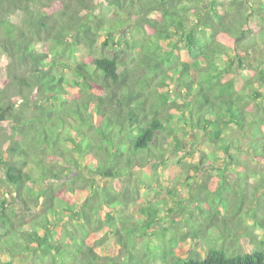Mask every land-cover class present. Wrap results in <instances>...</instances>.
<instances>
[{
    "label": "trees",
    "instance_id": "1",
    "mask_svg": "<svg viewBox=\"0 0 264 264\" xmlns=\"http://www.w3.org/2000/svg\"><path fill=\"white\" fill-rule=\"evenodd\" d=\"M0 49V264H264V0H0ZM193 133L173 179L235 176L196 225Z\"/></svg>",
    "mask_w": 264,
    "mask_h": 264
},
{
    "label": "rangeland",
    "instance_id": "2",
    "mask_svg": "<svg viewBox=\"0 0 264 264\" xmlns=\"http://www.w3.org/2000/svg\"><path fill=\"white\" fill-rule=\"evenodd\" d=\"M56 10V9H55ZM95 14H103L105 16H107L108 18H114L115 17V10L113 8H110L108 6L105 5H99V7L97 8ZM124 25H120L119 26V31H118V36H116V38L119 39L120 44H123V48H126V44H125V40L129 39L130 34H129V29H124L127 28V26H125L126 24L123 23ZM119 36L121 38H119ZM124 37V38H123ZM104 39V36L102 35L100 41H99V45L101 46V42ZM114 51V49H112L111 47L107 48V52L112 53ZM239 53L245 55V53L243 51L238 50ZM247 57V56H246ZM262 57L264 58V53H262ZM8 64V57L6 56V54L0 49V66H2L3 68ZM70 64V63H69ZM64 75L66 76V79L69 78V76L71 75V71L70 69H66L64 71ZM174 88H175V92L180 94L181 93V87L178 86L177 83H174ZM172 96L170 95L171 99H173L175 97L174 92H172ZM181 98V97H180ZM182 99V98H181ZM27 116L35 114L34 110H32L31 108L28 109L27 111ZM181 128V127H180ZM183 128H181V130L178 132V135L183 136V132L184 130H182ZM7 144L4 143L5 147ZM174 144V141L172 140V143ZM204 136L202 135H198L196 136L195 133L191 134V135H187L185 140H184V151H179L177 154L175 153V151L171 150L167 152V157H170L169 159V166H167L166 168H160L158 170L157 173V180L158 182L162 185H165L167 182H170V184L172 185V183H174L176 186L179 187V190L182 192V196H183V200L185 201L184 204L185 205L184 209L189 210V217L186 220H190L189 222L191 224H195L194 221H197L198 218H195L194 214L192 213L194 210V207H198L200 209H202V211L204 212V214L206 216H210L211 214V208L213 206L212 203L215 204H222L221 202H219L222 199L223 194H227L229 192H233L234 187H235V176L233 177V174L231 176H229V172L227 174H225L224 176L221 175L218 171H211V172H205L203 173V175H199L197 174L195 176V181L193 182L194 184L192 185L191 188L188 187V184L186 185V187L183 188L184 184H181V178H182V174L180 176H178V170L181 167V165L178 163V160L180 159V156L184 155L186 153V160L188 159L189 161L195 163L194 160V156L198 150V148H204ZM174 152V153H173ZM187 161V162H189ZM171 162V163H170ZM175 166V167H173ZM177 166H180L179 168ZM4 172L2 166L0 165V175ZM175 176H178L179 178V182H177L178 178L176 177L175 180L173 179ZM226 176H229V178H227ZM154 175L151 176V178H153ZM155 178V179H156ZM245 182H242L241 184H243L244 186L248 187L250 190V186H254V184H256L257 180L255 178H244ZM228 181V186L231 187V190L229 189V187L225 184V186H223L224 182ZM150 182H152V184H154V186L156 185V183H154V179H152ZM223 182V183H222ZM219 184V185H218ZM218 186L219 189H221L218 192ZM120 184H118V188H120ZM195 187V188H194ZM156 191H150L149 194V198L150 199H160L162 197H164V193L161 192L160 190H158L157 188H155ZM4 191V189H3ZM218 192V193H217ZM0 193H2V190H0ZM252 196V195H251ZM10 198V197H9ZM201 198L202 200H206V201H198V199ZM251 198V197H250ZM191 200V203H189V201ZM230 201V200H228ZM189 203V204H188ZM230 204L228 205L230 208L232 207L233 203L229 202ZM169 205H174L173 204V200L169 199ZM224 204H222L221 206H223ZM225 206V205H224ZM191 207V208H189ZM197 208V209H198ZM193 210V211H192ZM195 213L198 215H200L201 210H196ZM212 215V214H211ZM225 215V214H223ZM228 218L230 216H227ZM202 221V220H201ZM258 234L263 235L264 236V232L260 229H257ZM219 236L218 233V229L213 225L210 224L208 225V233L206 235H203L200 240L197 243H200L203 247L202 251H204L206 249V246H208L209 244H214L216 237ZM231 241V240H230ZM221 241L219 240L218 243H220ZM195 244L193 246V248L196 249H201L198 244ZM243 243V244H241ZM237 244H241L242 246H248L247 245V241L244 239L241 242L239 241V243H235L233 246L230 247H235V245ZM228 246V245H227Z\"/></svg>",
    "mask_w": 264,
    "mask_h": 264
}]
</instances>
